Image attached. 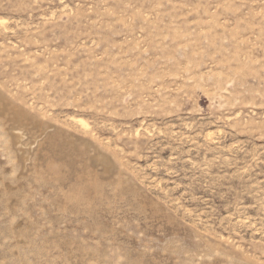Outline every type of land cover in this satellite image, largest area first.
Listing matches in <instances>:
<instances>
[{
    "label": "rangeland",
    "instance_id": "rangeland-1",
    "mask_svg": "<svg viewBox=\"0 0 264 264\" xmlns=\"http://www.w3.org/2000/svg\"><path fill=\"white\" fill-rule=\"evenodd\" d=\"M0 264H264V0H0Z\"/></svg>",
    "mask_w": 264,
    "mask_h": 264
}]
</instances>
